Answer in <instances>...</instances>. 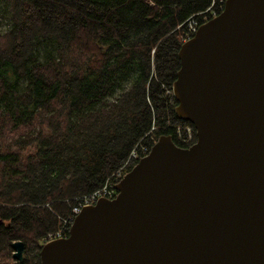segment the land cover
Listing matches in <instances>:
<instances>
[{
    "label": "trees",
    "instance_id": "16d2710c",
    "mask_svg": "<svg viewBox=\"0 0 264 264\" xmlns=\"http://www.w3.org/2000/svg\"><path fill=\"white\" fill-rule=\"evenodd\" d=\"M0 28V264H42L46 236H69L73 209L117 183L171 135L179 50L221 0H5ZM221 6V8H220ZM206 16V18H205ZM187 34V36H186ZM190 125L184 143L177 126ZM139 150V149H138ZM125 165V168H124ZM123 176L117 179V172ZM25 245L14 258L15 241Z\"/></svg>",
    "mask_w": 264,
    "mask_h": 264
},
{
    "label": "water",
    "instance_id": "95a60500",
    "mask_svg": "<svg viewBox=\"0 0 264 264\" xmlns=\"http://www.w3.org/2000/svg\"><path fill=\"white\" fill-rule=\"evenodd\" d=\"M179 57L175 111L196 142L160 136L42 264H264V0H227Z\"/></svg>",
    "mask_w": 264,
    "mask_h": 264
},
{
    "label": "built area",
    "instance_id": "2783aa9c",
    "mask_svg": "<svg viewBox=\"0 0 264 264\" xmlns=\"http://www.w3.org/2000/svg\"><path fill=\"white\" fill-rule=\"evenodd\" d=\"M227 0H221V3L226 4ZM216 1H214V3L212 4V6L209 8L210 10V14L214 17L219 15L218 10L216 8H214ZM221 8V6H220ZM206 18V16H205ZM198 22L196 20H190L188 22V31L191 34H195L196 31L198 30ZM187 36V34H186ZM190 37V35L188 34V37L185 39L188 40ZM177 136L179 138V140H182V142L184 143H192L194 141L195 138V134H194V129L192 126L190 125H179L177 126ZM139 149V150H138ZM148 155V150L147 147L145 146H141L140 148H138L137 146L133 149V151L131 152V157L132 158H142L144 156ZM125 168V165H124ZM123 176V169L119 170L117 172V179L119 177ZM114 193H115V189L113 187V183H106L102 188H99L98 190L94 191L93 193L85 196L77 206L74 207L73 211L74 213L77 215L79 214L82 209L85 206L88 205H92V204H96L97 201L99 199H101L102 197H108V198H113L114 197ZM65 237L64 231L63 230H59L55 233H50L46 236L45 240L46 242L54 240V239H58V238H62Z\"/></svg>",
    "mask_w": 264,
    "mask_h": 264
},
{
    "label": "rangeland",
    "instance_id": "374dc122",
    "mask_svg": "<svg viewBox=\"0 0 264 264\" xmlns=\"http://www.w3.org/2000/svg\"><path fill=\"white\" fill-rule=\"evenodd\" d=\"M7 12V3L5 0H0V28L4 29L7 24L5 13Z\"/></svg>",
    "mask_w": 264,
    "mask_h": 264
}]
</instances>
